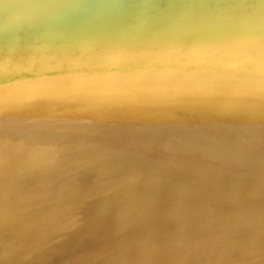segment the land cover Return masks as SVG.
Here are the masks:
<instances>
[{"label": "bare ground", "instance_id": "6f19581e", "mask_svg": "<svg viewBox=\"0 0 264 264\" xmlns=\"http://www.w3.org/2000/svg\"><path fill=\"white\" fill-rule=\"evenodd\" d=\"M0 264H264V0H0Z\"/></svg>", "mask_w": 264, "mask_h": 264}]
</instances>
